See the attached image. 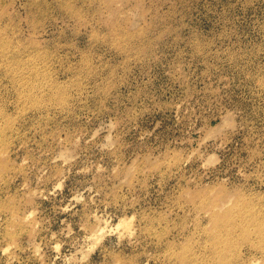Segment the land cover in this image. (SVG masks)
<instances>
[{
  "label": "rangeland",
  "instance_id": "rangeland-1",
  "mask_svg": "<svg viewBox=\"0 0 264 264\" xmlns=\"http://www.w3.org/2000/svg\"><path fill=\"white\" fill-rule=\"evenodd\" d=\"M0 264H264V0H0Z\"/></svg>",
  "mask_w": 264,
  "mask_h": 264
}]
</instances>
